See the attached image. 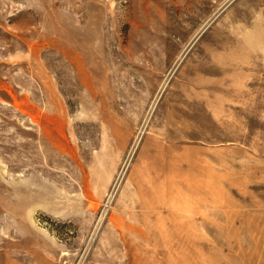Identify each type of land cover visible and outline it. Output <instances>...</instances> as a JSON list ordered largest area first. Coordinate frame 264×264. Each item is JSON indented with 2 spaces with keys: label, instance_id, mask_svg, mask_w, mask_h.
<instances>
[{
  "label": "rangeland",
  "instance_id": "1",
  "mask_svg": "<svg viewBox=\"0 0 264 264\" xmlns=\"http://www.w3.org/2000/svg\"><path fill=\"white\" fill-rule=\"evenodd\" d=\"M247 156L264 0H0V264H264Z\"/></svg>",
  "mask_w": 264,
  "mask_h": 264
},
{
  "label": "crops",
  "instance_id": "2",
  "mask_svg": "<svg viewBox=\"0 0 264 264\" xmlns=\"http://www.w3.org/2000/svg\"><path fill=\"white\" fill-rule=\"evenodd\" d=\"M247 157L255 159L250 156ZM255 162L256 165L254 168H256L257 172L260 174H257L255 178L253 177L252 179L254 180L252 182H255L258 185L260 188L259 192L257 195L248 192L246 193V199H249V202L247 205H242L241 209L243 212L237 210L235 218L233 215L231 224L233 227L232 234H235L234 232H236L238 236L242 235L241 237L245 238V240L247 239L249 243H253L249 252L256 255H262L264 254V161L259 158L255 159ZM253 170L255 171V169ZM212 205L214 206V204ZM229 218V215H227L226 219L228 228L230 225ZM233 222H238L240 224V229H234ZM254 260L264 261V258L257 257Z\"/></svg>",
  "mask_w": 264,
  "mask_h": 264
}]
</instances>
